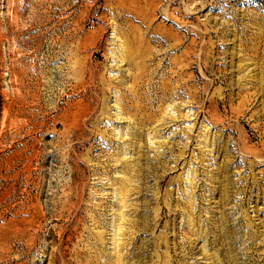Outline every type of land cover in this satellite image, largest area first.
I'll return each instance as SVG.
<instances>
[{
  "label": "rangeland",
  "instance_id": "374dc122",
  "mask_svg": "<svg viewBox=\"0 0 264 264\" xmlns=\"http://www.w3.org/2000/svg\"><path fill=\"white\" fill-rule=\"evenodd\" d=\"M0 264H264V0H0Z\"/></svg>",
  "mask_w": 264,
  "mask_h": 264
}]
</instances>
